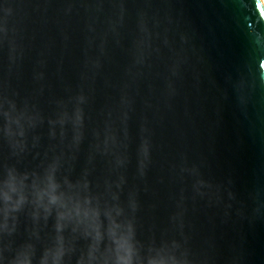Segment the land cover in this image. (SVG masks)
<instances>
[{
  "label": "water",
  "instance_id": "95a60500",
  "mask_svg": "<svg viewBox=\"0 0 264 264\" xmlns=\"http://www.w3.org/2000/svg\"><path fill=\"white\" fill-rule=\"evenodd\" d=\"M0 264H264V0H0Z\"/></svg>",
  "mask_w": 264,
  "mask_h": 264
}]
</instances>
